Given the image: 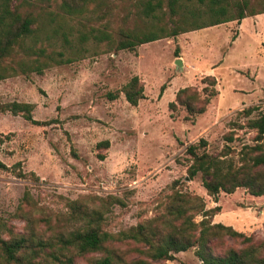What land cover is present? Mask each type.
Instances as JSON below:
<instances>
[{
    "label": "rangeland",
    "instance_id": "374dc122",
    "mask_svg": "<svg viewBox=\"0 0 264 264\" xmlns=\"http://www.w3.org/2000/svg\"><path fill=\"white\" fill-rule=\"evenodd\" d=\"M32 2L28 10L39 41L28 56L19 50L15 61L44 60L45 55L73 59H47L40 73L18 71L0 80L1 102L31 103L32 117L48 122L34 124L0 111V160L8 166L0 169L2 234L24 230L20 215L25 211L39 233L75 229L80 223L68 218L67 202L78 198L90 206L102 204L105 228L117 233L159 212L178 180L177 188L201 196L206 208L220 206L213 222L263 238L264 195L239 187L220 192L215 202L200 174L188 179L190 155L185 149L203 137L209 153L229 146L235 153L228 156L237 158L243 144L253 143L255 132L248 128L237 129L229 142L224 135L231 122L245 121L237 114L240 110L255 105L253 116L264 111V13L114 51L104 42L80 41L79 36L105 25L113 34L119 27H144L131 2L95 0L81 16L63 13L59 0ZM135 75L143 82L145 97L131 105L121 88ZM206 75L215 77L218 94L203 113L186 118L183 107L169 108L180 88L201 90ZM114 93L117 97L111 98ZM19 170L24 178L16 175ZM107 196L120 201L102 203ZM116 244L118 252L136 256L132 244ZM225 245L238 247L229 239ZM100 256L78 260L95 264ZM157 264L202 263L191 248Z\"/></svg>",
    "mask_w": 264,
    "mask_h": 264
},
{
    "label": "trees",
    "instance_id": "16d2710c",
    "mask_svg": "<svg viewBox=\"0 0 264 264\" xmlns=\"http://www.w3.org/2000/svg\"><path fill=\"white\" fill-rule=\"evenodd\" d=\"M94 1L59 0V6L67 15L81 16ZM121 1L133 4L144 27H119L114 34L109 31L108 25L91 27L87 34L83 32L79 36V40L91 38L99 44L104 42L113 46L114 51L135 50L142 43L233 20L239 22L247 16L264 13V0ZM32 3V0H0V80L18 71L40 73L48 65L47 59L53 62H70L73 59L71 57L65 61L45 55L44 60L15 61L19 50L28 56L39 41L34 34L35 18L28 10ZM52 32L58 34L57 29ZM62 37L65 42L69 41L65 33ZM78 51L73 53L77 54ZM40 52L43 50L40 49ZM58 54L62 56V52ZM201 82L205 84L201 90L191 86L180 88L175 99L169 102V108L183 107L187 112L186 118L203 113L218 91L213 75L202 77ZM164 87L163 84L161 91ZM121 91L131 105H137L145 97L143 82L136 75L123 85ZM110 97H117V93ZM32 107L33 104L27 102L0 101L2 112L21 115L34 124L48 123L35 120L31 114ZM257 108L252 105L240 110L237 114L245 121L234 120L224 135L229 142L234 139L237 129L248 128L255 132L253 143L243 144L236 152L237 158L228 156L230 152L235 153L229 146L219 153H209L205 149L207 140L203 137L186 146L185 152L190 155L188 179L200 174L203 188L215 202L220 192L233 193L239 187L253 196L264 195V111L253 116ZM104 143L107 145V142ZM0 169H8L1 160ZM16 175L21 178L26 176L21 170ZM178 184V180L173 182L171 191L160 203L159 212L117 233H110L105 228L102 204L90 206L80 198L67 202L68 218L80 223L72 230H55L49 235L45 231L39 233L28 211L20 215L25 221L21 232L6 230L5 236L1 232L4 223L0 222V264H80L79 258L90 260L89 256L94 253H101L95 259V264H157L191 248L202 264H264V237L256 238L231 225L213 222L214 215L220 212V206L206 208L201 196L177 188ZM101 201L108 204L119 203L120 200L116 196H107ZM198 215L201 218L196 220ZM226 239L238 244V247L226 246ZM116 243L132 244L136 256L129 257L118 252ZM216 247L219 248L218 252Z\"/></svg>",
    "mask_w": 264,
    "mask_h": 264
},
{
    "label": "water",
    "instance_id": "95a60500",
    "mask_svg": "<svg viewBox=\"0 0 264 264\" xmlns=\"http://www.w3.org/2000/svg\"><path fill=\"white\" fill-rule=\"evenodd\" d=\"M176 64L177 65H181V60L180 59H176Z\"/></svg>",
    "mask_w": 264,
    "mask_h": 264
},
{
    "label": "crops",
    "instance_id": "0c3cea01",
    "mask_svg": "<svg viewBox=\"0 0 264 264\" xmlns=\"http://www.w3.org/2000/svg\"><path fill=\"white\" fill-rule=\"evenodd\" d=\"M217 214H218V213H217ZM217 214H216V215H217ZM216 215H215V216H216Z\"/></svg>",
    "mask_w": 264,
    "mask_h": 264
}]
</instances>
